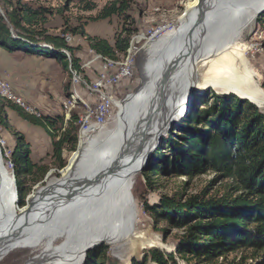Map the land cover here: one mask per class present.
Returning a JSON list of instances; mask_svg holds the SVG:
<instances>
[{
    "label": "trees",
    "instance_id": "trees-1",
    "mask_svg": "<svg viewBox=\"0 0 264 264\" xmlns=\"http://www.w3.org/2000/svg\"><path fill=\"white\" fill-rule=\"evenodd\" d=\"M133 2L112 0L100 10L97 18L127 17L126 12ZM0 7L5 11V16L0 14V47L9 52L54 58L64 70L80 71L79 58L74 53L77 47L67 43L66 31L50 33L42 24L46 9L13 0H0ZM71 30L84 36L89 48L105 59L119 60L131 45V27L116 32L112 42L88 35L83 28ZM75 103L77 106L71 109L65 122L63 115H32L0 96V125L9 126L8 108L42 125L52 138V163L62 168L64 151L74 150L80 140V113L74 108H80L81 102L75 98ZM195 104L149 157L143 167L146 183H152L151 175L191 179L212 172L226 180L227 187L219 196L180 190L171 195L163 194L155 204H146V211L155 221L165 223L162 231L179 230L175 250L165 252L150 248L142 259L133 258L131 264H146L147 260L154 264H180L179 259L184 264H264V109L235 94L214 90L198 95ZM14 135L16 143L9 160L13 164L20 204H24L32 184L43 178L48 164L31 158V145L24 133L14 130ZM108 250L104 243L94 246L87 251L84 264H108ZM233 253H241V260H229ZM248 259H252V263H246Z\"/></svg>",
    "mask_w": 264,
    "mask_h": 264
},
{
    "label": "bare ground",
    "instance_id": "bare-ground-1",
    "mask_svg": "<svg viewBox=\"0 0 264 264\" xmlns=\"http://www.w3.org/2000/svg\"><path fill=\"white\" fill-rule=\"evenodd\" d=\"M262 7L264 0L192 1L186 8L187 12L195 9L192 17L183 16L179 28L148 41L144 48L147 60L143 64V81L123 102H117L120 110L115 126L85 137L61 177L51 178L45 187L34 192L23 209L16 206L14 178L4 166L0 152V261L12 249L30 247L41 251L34 264H81L75 263V259H81L88 247L118 239L129 220L127 208L133 197V179L153 144L149 140L151 126L157 119L177 115L188 84L189 90L190 87L200 90L209 84L220 91H235L264 108V92L240 78L236 81L210 79L206 84L201 83L205 66L221 60L219 55L224 51L237 48L235 42ZM200 8L206 13L202 22L197 23ZM65 38L67 42L74 39L70 34ZM90 51L93 58L99 57L100 63L113 66V72L121 74L122 78L133 77L139 56L135 37L119 60L105 59ZM83 84L87 92L95 96L110 91V77L97 75ZM0 96L37 116L41 113L18 97L7 80L5 91L0 80ZM73 106L76 103L72 96L62 103L67 114ZM80 106L84 109L78 121L81 139V122L88 119L90 103L82 101ZM158 111L160 115L156 114ZM8 165L12 170L10 160ZM103 170L111 171L107 178L91 190H77L78 181L93 178ZM61 238L65 241L57 247L55 242Z\"/></svg>",
    "mask_w": 264,
    "mask_h": 264
},
{
    "label": "rangeland",
    "instance_id": "rangeland-1",
    "mask_svg": "<svg viewBox=\"0 0 264 264\" xmlns=\"http://www.w3.org/2000/svg\"><path fill=\"white\" fill-rule=\"evenodd\" d=\"M14 2L20 1L21 3H26L28 6L40 8L41 10L46 9L48 12H44L45 22H42L44 26L48 29L50 33H63L70 34L74 39L71 41L70 45L77 47L74 51L75 55L81 60H86L90 55L91 58L94 57L93 53L89 51V46L87 40L80 33L72 32V28H83L88 35L97 36L104 38L110 42L114 40L115 34L121 31L123 28L131 27L132 37L130 41L135 37V42L137 44L136 35L143 33L145 36L149 37L152 31L156 27L160 26H170V28L164 29V31L154 38H159L162 34L170 30H175L181 26V18L183 16L192 17L193 10L187 12V6L190 5L192 1L195 0H134L131 7L126 12L127 17H119L113 15L106 19H98L97 16L100 10L112 0H13ZM197 1V0H196ZM92 6V7H91ZM91 7V8H88ZM263 8V7H262ZM187 12V13H186ZM264 9L259 12L251 24L245 29L244 33L237 39L234 46L235 49L224 51L221 56V60L217 62L213 61L209 63L203 69L202 76L203 79L201 83L210 79H225L230 81H236L238 78L244 80L248 85L261 89L264 92ZM0 14L5 16V11L0 7ZM12 31V35H13ZM65 34V35H66ZM143 37L142 34L138 38ZM151 39V38H150ZM148 39V41L150 40ZM79 41L77 44L75 41ZM129 41V42H130ZM146 39L140 41L139 46L142 47L141 52L138 54V59L134 67L133 78L130 81L121 84L117 89L116 96L118 99L124 100L129 94L134 93L143 81L144 63L146 62V51L145 46L149 43ZM44 43V42H41ZM257 46H254V45ZM67 56L70 58V54L66 51ZM71 60V59H70ZM221 61V62H220ZM100 63V61H99ZM61 64V63H60ZM144 64V65H143ZM62 66V65H61ZM63 67V66H62ZM148 68V66H146ZM70 68L68 70L66 82L68 83V92L72 91V97L78 99L80 102L86 101L90 103V98L88 95H84L79 87L86 90L83 81L89 82L92 77H97L98 72L93 70H81L78 73ZM69 75V76H68ZM94 78V79H95ZM8 81V80H7ZM12 86V85H11ZM202 86V85H201ZM188 91L185 97H183V104L181 110L169 119L164 118L162 120L157 119L153 123V128L149 134V140L155 142L159 136V132L163 131L160 137L157 139L156 143L152 144V148L149 150V156L146 162L141 165L145 166L149 157L156 152V150L161 145V140L167 137L170 132L174 131L176 126L180 124L190 112L192 108L195 107V101L197 96L206 90H214L219 92L212 85H207L201 88L197 93H193L194 89L188 84ZM208 87V88H207ZM13 88V87H12ZM187 89V88H186ZM14 90V89H13ZM198 90V89H196ZM87 92V90H86ZM110 93V91H109ZM70 94V93H69ZM71 97V96H68ZM52 98V97H50ZM185 98V99H184ZM49 99V98H48ZM63 96L58 99H52L54 105H58L60 102L64 101ZM28 102V101H27ZM29 105H34L38 108L41 113L51 112L49 107H38L36 104L28 102ZM63 103V102H62ZM36 105V106H35ZM77 106V105H76ZM80 106V105H79ZM193 106V107H192ZM75 107V106H73ZM71 107L70 110L73 108ZM202 106L198 107L201 110ZM79 110L80 117H83V107L80 106L74 108ZM264 109V108H263ZM120 108L116 106L112 118L107 124L105 129H112L116 124V115ZM176 112V111H174ZM159 111L156 113L158 114ZM160 115V114H158ZM42 130V128L40 127ZM104 129V130H105ZM165 130V131H164ZM93 133L92 135L97 134ZM1 135V134H0ZM2 136V135H1ZM88 137V136H87ZM86 137V138H87ZM85 137H81L76 144V148ZM144 138V136L142 137ZM6 142L10 149L12 146L9 144L8 139ZM66 149L64 151L65 165L63 170L54 163H51L47 167V172L40 179V181L32 184L30 191L25 197V203L20 204V197L18 193V204L16 206L18 209H23L27 206V196L31 192H36L42 187H45L48 181L55 177L60 178L61 175L70 166L75 154L78 150ZM79 149V148H78ZM76 150V151H75ZM146 152V155L148 153ZM145 155V157H146ZM10 153L8 156L9 161ZM145 159V158H144ZM5 161V160H4ZM144 161V160H143ZM4 166L5 162H4ZM142 169L135 175L133 179L132 193L133 197L127 208L129 219L124 224V233L113 242H101L108 245V264H131V257L134 253L139 254L135 257L142 259L147 251L148 247L155 245L158 248L164 250H172L176 245V236L179 233L178 229L169 228L168 232L165 233L161 230V227L165 226L164 222L157 223L154 217L145 209L146 204H155L158 202L160 196L163 194L171 195L176 191L185 190L187 193H199L207 196H219L221 195L226 187L227 181L219 179L215 173H206L193 178H188L187 176H177V177H163L151 175L152 183L149 185L146 183L147 177ZM9 169V170H8ZM8 171L15 175L8 165ZM51 171V173L46 178V174ZM60 171V173H59ZM12 174V175H13ZM14 178V177H13ZM16 182L14 181V184ZM17 183L15 184L16 189ZM18 191V188H17ZM33 195V194H32ZM31 195V196H32ZM30 196V197H31ZM65 238H61L55 242L58 247L63 244ZM98 243V244H101ZM94 244V246L98 245ZM146 247V248H144ZM40 249H34L30 247H20L10 250L5 257L0 261V264H34L36 258L40 255ZM241 253L231 254L229 260L236 259L240 261ZM83 257L76 258L75 263L81 262L83 264ZM180 264H184L180 259L178 260ZM246 263H252V259H248ZM146 264H154V262L147 260Z\"/></svg>",
    "mask_w": 264,
    "mask_h": 264
},
{
    "label": "crops",
    "instance_id": "crops-1",
    "mask_svg": "<svg viewBox=\"0 0 264 264\" xmlns=\"http://www.w3.org/2000/svg\"><path fill=\"white\" fill-rule=\"evenodd\" d=\"M67 74L68 71L64 70L54 58L26 54L21 51L9 52L0 47V79L8 80L14 92L18 93L27 104L31 102L39 108L46 106L51 109V112L41 113L42 115L60 114L64 116L65 122L68 121L66 118L71 110L67 114L63 111V101L61 106L60 102L54 105L51 101L52 99L60 101V97L67 94L69 87V82H66ZM94 78L92 77L93 80ZM71 93L72 91L68 92L64 98L70 96ZM7 121L8 128L0 125V134L8 139L9 144L14 147L16 143L14 130L20 131L24 133L31 145V158L34 161L42 160V163L51 165L53 145L52 138L46 129L42 125L24 119L17 110L12 108L7 109Z\"/></svg>",
    "mask_w": 264,
    "mask_h": 264
},
{
    "label": "built area",
    "instance_id": "built-area-1",
    "mask_svg": "<svg viewBox=\"0 0 264 264\" xmlns=\"http://www.w3.org/2000/svg\"><path fill=\"white\" fill-rule=\"evenodd\" d=\"M173 25L170 26H158L152 31L149 37L145 36V34L140 33L143 35V37L138 38L140 34L136 35L137 39V50L138 53L141 52L142 47L139 46L140 41L143 39L154 38L155 36L160 35L164 29L170 28ZM77 44H80L79 41H75ZM68 44H71L73 42H67ZM254 46H257L256 44ZM128 66V63L126 64ZM78 67L80 68L81 72L82 70H93L98 72V77H110V93H104L103 96H95L93 93H88L86 90H83L79 87V90L82 91L84 95H88L90 98V106L88 107V119L87 121L81 122V132L84 137H87L89 135H92L95 132H99L101 129H105L107 124L109 123L110 119L112 118L114 108L117 106V102H119L120 99L117 98L116 92L117 89L121 86V84H124L128 81H130L131 78H122L121 74L113 72V66H106V63H99V57L98 58H91L89 55L86 60H83L81 57V60L78 61ZM5 91V79H0ZM16 95L19 94L16 93ZM0 147L1 152L3 156V160H5L6 168L8 169V156L10 152V147L6 142V138L0 135ZM13 174V173H12ZM14 175V174H13Z\"/></svg>",
    "mask_w": 264,
    "mask_h": 264
},
{
    "label": "water",
    "instance_id": "water-1",
    "mask_svg": "<svg viewBox=\"0 0 264 264\" xmlns=\"http://www.w3.org/2000/svg\"><path fill=\"white\" fill-rule=\"evenodd\" d=\"M264 9V7L261 9V10H259V12H261L262 10ZM258 12V13H259ZM205 13H206V11H204L203 9H199V12H198V15H197V23H200V22H202V20L205 18ZM13 37H15V38H17L16 36H14L13 35ZM208 88V87H207ZM199 90H196V89H194V91H193V93L195 94V93H197ZM218 93H223V94H229V93H232V94H235V95H237L239 98H242V99H246V100H248L249 102H251V103H253L254 105H256L258 108H260V109H263V108H261L256 102H254V101H252L248 96H246V95H241V94H238V93H236L235 91H219ZM125 100V99H124ZM124 100H119V102H123ZM263 107V106H262ZM160 135L161 134H159V136L157 137V139L160 137ZM157 139H156V141H157ZM78 148H79V145L77 146V148H76V150H78ZM75 150V151H76ZM0 152H1V149H0ZM149 156V151H148V153H147V155H146V158H145V160H144V162H143V164L146 162V159H147V157ZM142 164V165H143ZM142 167L143 166H141V169H142ZM51 173V171H49L47 174H46V178L48 177V175ZM59 173H60V171H59ZM111 173V171H108V170H103L102 172H100V173H98L95 177H93V178H89V179H85V180H83V181H78V184H77V190H79V191H85V190H87V189H92L94 186H96L97 184H99L102 180H104L105 178H107L108 176H109V174ZM13 177H14V181L16 182V178H15V175H13ZM16 184V183H15ZM18 191H17V186H16V194H17V204H18V193H17ZM32 194H34V192H31V194H29L28 196H27V199H26V201L28 202V200L30 199V196L32 195ZM122 207H123V204L122 205H120L119 206V209H122ZM98 243H101V242H98ZM98 243H96V244H98ZM94 247V245H92V246H90V247H88L87 248V250H86V252H85V254H84V259H83V264H84V261H85V257H86V254H87V251L89 250V249H91V248H93ZM149 248H158V247H155V246H152V247H149ZM158 249H160V248H158ZM162 250V249H161ZM175 250V248L174 249H172V250H168L167 252H173ZM139 254V253H138ZM138 254H134V255H132V257H131V261L133 260V258H135Z\"/></svg>",
    "mask_w": 264,
    "mask_h": 264
}]
</instances>
